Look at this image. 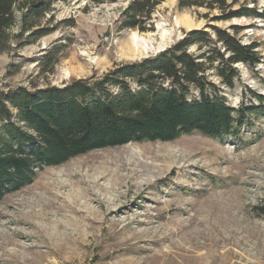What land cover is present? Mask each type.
Instances as JSON below:
<instances>
[{"label":"rangeland","instance_id":"obj_1","mask_svg":"<svg viewBox=\"0 0 264 264\" xmlns=\"http://www.w3.org/2000/svg\"><path fill=\"white\" fill-rule=\"evenodd\" d=\"M129 2L53 0L38 23L48 33L28 41L24 33L0 54V91L101 78L192 30L239 26L243 44L259 45L261 63L239 65V80L219 94L233 109L257 105L249 90L264 97V0H238L233 8L245 5L263 17L217 22V11L165 0L147 32L121 27ZM20 17L16 10L12 35ZM159 23L174 33L164 48L138 59L122 55L132 33H154L156 46ZM47 56L57 60L51 73ZM0 264H264V115H251L236 140L193 133L128 143L39 171L0 201Z\"/></svg>","mask_w":264,"mask_h":264},{"label":"trees","instance_id":"obj_2","mask_svg":"<svg viewBox=\"0 0 264 264\" xmlns=\"http://www.w3.org/2000/svg\"><path fill=\"white\" fill-rule=\"evenodd\" d=\"M52 1L0 0V54L24 33L26 41L48 33L38 23ZM164 1L130 0L121 27L150 31L145 24ZM237 2L178 0L177 7L217 11L220 15L213 22L263 17L245 5L233 9ZM16 10L21 23L19 33L12 35ZM242 30L239 26L192 30L163 52L117 65L101 78L73 80L61 87L0 91V201L31 184L39 171L91 151L128 143L171 142L193 133L238 139L251 115H264L261 95L249 90L257 105L240 103L233 109L219 94L220 86L232 89L239 80V65L254 69L261 63L259 45L243 44L238 38ZM45 60L51 73L57 60L51 61L50 56Z\"/></svg>","mask_w":264,"mask_h":264},{"label":"bare ground","instance_id":"obj_3","mask_svg":"<svg viewBox=\"0 0 264 264\" xmlns=\"http://www.w3.org/2000/svg\"><path fill=\"white\" fill-rule=\"evenodd\" d=\"M175 24L177 27L180 25L179 19L175 20ZM156 27L158 29L156 32H158L157 34L159 37V43L156 46L153 45L154 39L151 37L155 35L154 33L146 35L145 37L132 33L130 34L131 36H129L130 40L127 41L128 44L122 48V55L127 58L132 57L133 59H138L139 57L148 55L149 53H155L164 48L171 41L174 33L172 30L166 29L164 24L159 23ZM68 75L69 72H66V77Z\"/></svg>","mask_w":264,"mask_h":264},{"label":"water","instance_id":"obj_4","mask_svg":"<svg viewBox=\"0 0 264 264\" xmlns=\"http://www.w3.org/2000/svg\"><path fill=\"white\" fill-rule=\"evenodd\" d=\"M162 51H163V50H162ZM160 52H161V51L157 52L156 54H158V53H160ZM156 54H155V55H156ZM155 55H154V56H155ZM145 58H148V57L146 56Z\"/></svg>","mask_w":264,"mask_h":264}]
</instances>
